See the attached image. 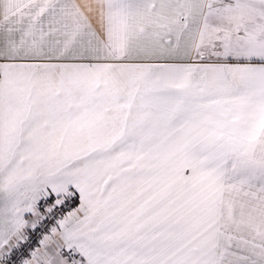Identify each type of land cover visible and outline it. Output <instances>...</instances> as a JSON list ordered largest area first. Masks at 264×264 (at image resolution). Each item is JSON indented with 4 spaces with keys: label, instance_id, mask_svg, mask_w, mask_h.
<instances>
[{
    "label": "snow or ice",
    "instance_id": "1",
    "mask_svg": "<svg viewBox=\"0 0 264 264\" xmlns=\"http://www.w3.org/2000/svg\"><path fill=\"white\" fill-rule=\"evenodd\" d=\"M0 264H264V0H0Z\"/></svg>",
    "mask_w": 264,
    "mask_h": 264
}]
</instances>
